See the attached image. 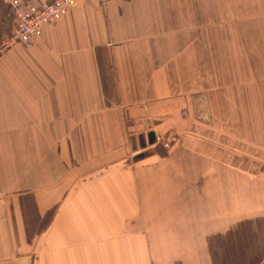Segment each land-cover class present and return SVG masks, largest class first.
Listing matches in <instances>:
<instances>
[{
  "label": "crops",
  "instance_id": "1",
  "mask_svg": "<svg viewBox=\"0 0 264 264\" xmlns=\"http://www.w3.org/2000/svg\"><path fill=\"white\" fill-rule=\"evenodd\" d=\"M0 264H264V0H76L2 53Z\"/></svg>",
  "mask_w": 264,
  "mask_h": 264
},
{
  "label": "built area",
  "instance_id": "2",
  "mask_svg": "<svg viewBox=\"0 0 264 264\" xmlns=\"http://www.w3.org/2000/svg\"><path fill=\"white\" fill-rule=\"evenodd\" d=\"M76 0H0L12 13L14 25L8 34L0 37V55L16 44L31 46L42 34L44 27L53 24L65 14ZM171 134H164L160 142L169 148Z\"/></svg>",
  "mask_w": 264,
  "mask_h": 264
},
{
  "label": "rangeland",
  "instance_id": "3",
  "mask_svg": "<svg viewBox=\"0 0 264 264\" xmlns=\"http://www.w3.org/2000/svg\"><path fill=\"white\" fill-rule=\"evenodd\" d=\"M4 14V17L0 21V37L5 35L13 28L12 15L5 7H0V17Z\"/></svg>",
  "mask_w": 264,
  "mask_h": 264
}]
</instances>
